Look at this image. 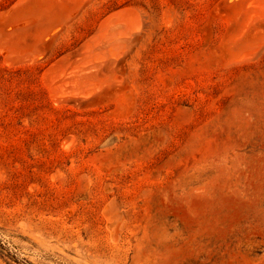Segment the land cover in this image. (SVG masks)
Here are the masks:
<instances>
[{"label":"rangeland","instance_id":"1","mask_svg":"<svg viewBox=\"0 0 264 264\" xmlns=\"http://www.w3.org/2000/svg\"><path fill=\"white\" fill-rule=\"evenodd\" d=\"M255 1L0 0V264H264Z\"/></svg>","mask_w":264,"mask_h":264},{"label":"bare ground","instance_id":"2","mask_svg":"<svg viewBox=\"0 0 264 264\" xmlns=\"http://www.w3.org/2000/svg\"><path fill=\"white\" fill-rule=\"evenodd\" d=\"M256 2V4H261V3H263L264 2V0H257V1H255ZM262 6V5H261ZM258 7H260L259 5H258ZM127 8H125V10L124 9H122V10H119V11H116V12H114L113 14H112V12L109 14V16L107 17L106 15V17H107V19L110 21L111 20V18H113V20L116 22V23H119V25L117 26V29H118V34H119V36H121V37H128V36H131V34L134 32V31H137V29H139L138 28V20L136 19L137 18V16H136V14H132L133 12L131 11V13H130V8L129 9H127L128 11H129V13H128V11L126 10ZM132 9V8H131ZM135 9H133V11H134ZM258 10V9H257ZM256 10V11H257ZM262 11H264L263 9H261ZM261 11V12H262ZM136 12V11H135ZM255 13H257V12H255ZM261 14V13H260ZM263 14V13H262ZM113 16V17H112ZM132 16H136L135 18H133ZM257 16H258V14H257ZM260 16H262V15H260ZM140 17V16H139ZM107 19L105 18L104 20L105 21H107ZM113 21V22H114ZM141 21V20H140ZM108 22V21H107ZM115 27V26H114ZM112 31V30H111ZM137 33V32H136ZM117 34V33H116ZM93 35V34H92ZM118 36V35H117ZM113 39V38H112ZM120 45V44H119ZM82 52V51H81ZM80 52V53H81ZM249 52V51H248ZM244 53H246V51L244 52ZM107 59V58H106ZM92 62V61H91ZM92 67L94 66V65H91ZM96 66V65H95ZM51 68V67H50ZM53 68V67H52ZM51 68V69H52ZM54 68H55V66H54ZM80 69V68H79ZM53 70H51V72H52ZM82 79H84V78H82ZM74 84V83H73ZM73 86V85H72ZM65 90V89H64ZM74 90V89H73ZM75 90H77V89H75ZM79 90V89H78ZM63 92V91H62ZM67 92H69V90L68 91H66V93ZM65 93V92H64ZM70 94V93H69ZM86 95V94H85ZM63 96V95H62Z\"/></svg>","mask_w":264,"mask_h":264}]
</instances>
